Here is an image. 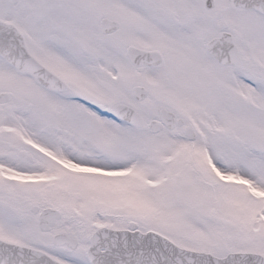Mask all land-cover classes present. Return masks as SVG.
<instances>
[{
	"label": "snow or ice",
	"instance_id": "6c2138e0",
	"mask_svg": "<svg viewBox=\"0 0 264 264\" xmlns=\"http://www.w3.org/2000/svg\"><path fill=\"white\" fill-rule=\"evenodd\" d=\"M0 264H264V0H0Z\"/></svg>",
	"mask_w": 264,
	"mask_h": 264
}]
</instances>
